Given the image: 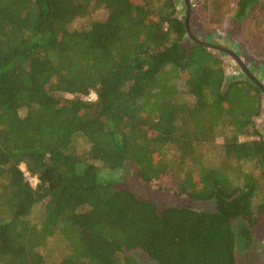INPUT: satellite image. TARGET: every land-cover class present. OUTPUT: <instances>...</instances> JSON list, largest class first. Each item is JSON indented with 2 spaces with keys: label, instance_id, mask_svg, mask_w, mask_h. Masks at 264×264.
<instances>
[{
  "label": "trees",
  "instance_id": "obj_1",
  "mask_svg": "<svg viewBox=\"0 0 264 264\" xmlns=\"http://www.w3.org/2000/svg\"><path fill=\"white\" fill-rule=\"evenodd\" d=\"M234 8L240 23L264 0ZM186 38L176 0H0V264H236L264 214V95ZM127 167L215 210H160L100 175Z\"/></svg>",
  "mask_w": 264,
  "mask_h": 264
},
{
  "label": "rangeland",
  "instance_id": "obj_2",
  "mask_svg": "<svg viewBox=\"0 0 264 264\" xmlns=\"http://www.w3.org/2000/svg\"><path fill=\"white\" fill-rule=\"evenodd\" d=\"M236 1L226 0V6L224 4L220 13L216 15L222 16L223 19L218 18L216 20L215 15L210 17L208 14V3L203 6V0H189L191 5L189 27L197 39L220 45L235 52L252 75L264 85V14L257 10L250 11L249 16L247 15L240 23H233L232 17ZM176 10L177 16L184 21L185 6L182 0H176ZM185 44H190L188 37ZM213 54L222 61L226 82L244 77L242 71L230 56L219 51H213ZM93 97L92 95L90 99ZM261 107V115L255 121L260 134L264 136V97ZM249 167V165L245 166V168ZM21 169L24 171V167L21 166ZM100 175L104 179L114 181L117 189L126 188L137 198L152 201L160 210L167 207H184L194 211L208 212L215 210L213 201H195L179 195L175 191H157L147 187L137 179L130 167L113 172L103 170ZM25 177L31 185L35 186V179H32L27 172H25ZM257 193L255 201L258 202L264 194V184L260 186ZM241 224L240 219L233 221L235 228L243 226ZM249 229L251 240L248 247L244 248L246 243L243 239L237 240L236 264H264L261 255L264 243V214L259 223ZM48 247L52 249V246ZM55 254L57 256L56 252ZM127 255L134 257L142 264H154L145 254L139 251L128 252Z\"/></svg>",
  "mask_w": 264,
  "mask_h": 264
},
{
  "label": "water",
  "instance_id": "obj_3",
  "mask_svg": "<svg viewBox=\"0 0 264 264\" xmlns=\"http://www.w3.org/2000/svg\"><path fill=\"white\" fill-rule=\"evenodd\" d=\"M183 3L185 6V16H184L183 22H184V27L186 30L187 37L190 39V41L195 45H201V46L206 47L209 50L219 51V52H222V53L230 56L235 61V63L238 65V67L242 71L243 75L245 77H247L264 95V85L252 75L250 70L243 64V62L240 60V58L238 57V55L235 52H233L227 48H224L220 45H214L212 43H207V42L201 41V40L197 39L192 34L190 27H189V17H190L191 5H190L189 0H183ZM263 139H264V137H263ZM261 255H263V262H264V247H263V251H262Z\"/></svg>",
  "mask_w": 264,
  "mask_h": 264
},
{
  "label": "built area",
  "instance_id": "obj_4",
  "mask_svg": "<svg viewBox=\"0 0 264 264\" xmlns=\"http://www.w3.org/2000/svg\"><path fill=\"white\" fill-rule=\"evenodd\" d=\"M92 95L94 96L92 99H95L96 96L93 93L90 94V98H91ZM32 179H35L36 184H37V179L35 177H32ZM36 184H35V186H36ZM35 186L32 185V187H35Z\"/></svg>",
  "mask_w": 264,
  "mask_h": 264
},
{
  "label": "flooded vegetation",
  "instance_id": "obj_5",
  "mask_svg": "<svg viewBox=\"0 0 264 264\" xmlns=\"http://www.w3.org/2000/svg\"><path fill=\"white\" fill-rule=\"evenodd\" d=\"M182 1H183V0H182ZM263 137H264V136H263ZM263 247H264V243H263ZM262 251H263V248H262ZM235 254H236V251H235ZM235 254H234V255H235ZM262 259H263V255H262Z\"/></svg>",
  "mask_w": 264,
  "mask_h": 264
}]
</instances>
